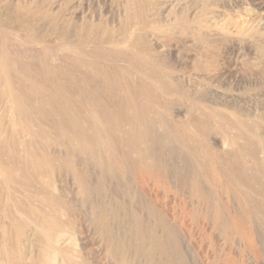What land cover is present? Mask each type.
<instances>
[{
	"label": "rangeland",
	"instance_id": "374dc122",
	"mask_svg": "<svg viewBox=\"0 0 264 264\" xmlns=\"http://www.w3.org/2000/svg\"><path fill=\"white\" fill-rule=\"evenodd\" d=\"M125 5L0 0L1 159L50 157L74 226L51 243L74 264H264V0H148L142 26ZM0 182L24 219L33 190Z\"/></svg>",
	"mask_w": 264,
	"mask_h": 264
},
{
	"label": "bare ground",
	"instance_id": "6f19581e",
	"mask_svg": "<svg viewBox=\"0 0 264 264\" xmlns=\"http://www.w3.org/2000/svg\"><path fill=\"white\" fill-rule=\"evenodd\" d=\"M125 6L127 7L130 18H133V22L142 26L140 20H142L141 18L147 10L148 0H126ZM140 37L141 36H136L132 40H129V43L127 42V45H125L124 48L130 50L134 55H136V57L142 58L144 53L139 50L141 48V46L139 45H142V39ZM15 102H17V105L20 104L18 100H15ZM91 124V129H93L96 133V136L103 141L105 138H102L101 131L104 128L108 127L111 129H109V131L113 132L114 127L112 124H109V119L104 120V117L96 110H94ZM33 135L37 134L33 132ZM125 138L127 139V136H125ZM58 141H61V138H59ZM73 142L83 152H86V150L89 149L86 148L88 146L85 145L79 137L73 139ZM1 152L2 146L0 145V154ZM10 156V162L1 159L2 156H0V180L3 179L13 185H16L17 187L19 186L25 194L26 191L33 190L35 196L34 200H36V204L32 206V204L28 203L27 201H13L12 206L16 207L24 217V219L17 218V216L14 215L10 210L11 203L9 204L6 199L2 198L3 190L0 182V211L1 209H4L6 211L5 216L8 219V222L4 223L0 216V231L2 237V241L0 240V261H2L4 264H54V257L56 256V254L63 255V253L65 252V250L61 249V247L57 249L53 248L54 246H52L51 239L54 233L56 231H59V236L62 234L61 238H63V234H65L66 231L69 232L70 229H74L72 219L73 217L69 218V215H71V213L69 212L71 208L69 207L68 201L61 193L57 194L56 191H53L52 189L54 180L53 175L55 171L54 165L50 157H45L44 155L37 157V155H35L32 151L27 152L26 155L24 154L25 159L22 158L23 161H21L14 152H11ZM136 157L140 160L144 159V156L142 154H138ZM61 167L66 171H71L72 169L74 170V168L72 167V161L69 160H66L64 163H62ZM146 168V170H149L148 167ZM75 173L77 175L76 178L79 183H81V185L85 184L86 176L82 173H78L76 170ZM32 186H34V189H31ZM58 210L60 212L64 211V213H66L68 221H60L57 214L59 213ZM97 216H99L98 218H100L99 221L101 223L105 224V221L108 224L109 217L107 216L106 212L101 211ZM29 223H33L36 227V230L34 231L35 238L41 241L44 237L46 238V241L41 244L36 255H29L27 249L24 248L23 242L21 240L24 236V233H26ZM64 226H66V228ZM97 230H99L98 227ZM106 233L108 234V232ZM53 254L55 255L53 256ZM126 258H118L119 263L129 264ZM59 261L60 264H74L71 258L66 257L65 253L63 261L60 259Z\"/></svg>",
	"mask_w": 264,
	"mask_h": 264
}]
</instances>
